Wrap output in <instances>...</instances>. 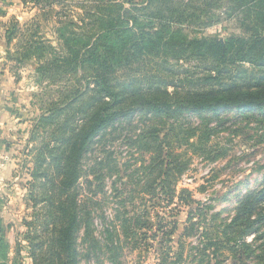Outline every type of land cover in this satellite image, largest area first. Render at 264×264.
<instances>
[{
	"label": "trees",
	"instance_id": "1",
	"mask_svg": "<svg viewBox=\"0 0 264 264\" xmlns=\"http://www.w3.org/2000/svg\"><path fill=\"white\" fill-rule=\"evenodd\" d=\"M81 7L85 30L76 32L70 20L61 28L64 49L54 52L55 69L72 73L78 84L72 96L61 104L51 102L40 118L41 127L48 125L49 139L38 148L31 172L42 190L34 195L36 204L44 203L38 219H43L42 234L29 237L33 264H81L93 258L102 263L103 246L111 264H123L120 258L128 247L149 248L150 234L144 229L153 226L150 207L176 201L188 211L175 244L180 220L154 210L162 264H226L230 257L229 264H264V182L242 197L231 216L222 217L185 196L187 189L177 194L175 184L188 162L173 142L178 137L204 151V143L222 129L240 136L253 123L264 124V0H92ZM225 19L235 22L239 32L225 39L190 34ZM32 53L29 49L16 60H30ZM134 122L140 132L128 141L150 153L142 166L146 173H126L124 188L115 187L119 205L109 220L101 208L111 196L100 202L84 197L80 183L84 178L89 191L96 186L94 193L105 195V168L111 175L116 169L111 154L91 169L96 184L84 160L109 130ZM228 122L234 128H225ZM258 137L264 142V132ZM139 194H149L147 201L141 196V210L133 204ZM97 217L102 246L95 236ZM193 237L199 244L190 247ZM186 244L191 251L184 257Z\"/></svg>",
	"mask_w": 264,
	"mask_h": 264
},
{
	"label": "rangeland",
	"instance_id": "2",
	"mask_svg": "<svg viewBox=\"0 0 264 264\" xmlns=\"http://www.w3.org/2000/svg\"><path fill=\"white\" fill-rule=\"evenodd\" d=\"M52 1L50 3L51 0H42L36 3L34 0H0V109L4 116L0 124V260L6 264H33L29 237L36 232L42 234L43 219H38L41 215L43 217L44 203L36 204L35 196H39L42 190L39 183L34 182L31 172L35 167L38 148L42 142L49 139L48 125L41 127L40 118L47 114L51 102L61 104L64 98L72 96L78 84L77 77L72 73L55 69L57 61L54 59V52L62 53L65 43L60 38L61 28L70 20L74 21L72 29L76 32L85 30V23L81 22L84 12L81 3L88 7L92 2ZM8 29H13V33L9 34ZM238 32L236 23L227 19L190 30L192 36L221 39ZM29 49L33 52L31 59L18 62L16 59L20 53ZM41 66L45 69H40ZM92 71L93 68L88 74ZM8 107L12 110H7ZM230 115H233V111ZM190 120L195 124V118ZM135 123H123L122 126L119 125L118 130H109L100 146L95 144L84 160V170L89 173V178L94 180L91 169L96 166L97 160L106 158L108 152L111 154L110 164L116 169L111 175L110 169L105 168L106 196L95 194L96 186L89 191L84 178L80 183V187L84 188V197L90 195L94 201L100 202L111 196L110 204L101 208L109 220L115 214L114 208L119 205L114 198L115 187L124 188L121 180L127 183L126 173L133 169L140 170L136 176L143 177L146 173L142 166L150 153L142 150L138 144L131 146L130 142H133L130 139V142L128 141L130 136L140 132V127ZM232 124L233 122H228L224 126L234 128ZM251 126V131L248 130L240 136L222 129L204 143V151H197L176 137V141H173L176 143L175 147L181 153L182 160L188 162L187 171L175 184L177 194L181 189H187L185 196L190 194L200 204L210 206L211 212H220L222 217L231 216L242 197L264 182V142L258 137L264 132V124L253 123ZM117 170L120 171L116 172ZM94 181L95 184L98 183ZM148 195L136 196L133 203L135 208L140 209L143 202L141 196L147 201ZM133 204L129 203V206ZM89 206L93 207L95 213L102 212L97 205ZM150 209L153 226L144 229L150 234L146 243L149 248L131 250L128 247L120 258L123 264H162V247L158 243L161 231L157 232L155 209L180 220V229L173 236V244L178 240L181 227L185 225L188 208L176 201V204L168 207L159 205ZM94 223L95 236L99 246H102L104 235L101 218L97 217ZM82 236L83 230L78 235L80 247ZM136 237L140 240L139 236ZM252 238L253 236H250L248 240ZM189 244L190 247L192 244H199L198 239L190 238ZM188 245L186 244L184 257L190 254ZM103 250L105 252L104 246ZM103 250L102 263L93 258L90 261L83 260L81 264H111L108 253ZM230 260L231 257L226 264H229Z\"/></svg>",
	"mask_w": 264,
	"mask_h": 264
},
{
	"label": "crops",
	"instance_id": "3",
	"mask_svg": "<svg viewBox=\"0 0 264 264\" xmlns=\"http://www.w3.org/2000/svg\"><path fill=\"white\" fill-rule=\"evenodd\" d=\"M11 108V107H10ZM3 111L0 109V124L2 123L3 120Z\"/></svg>",
	"mask_w": 264,
	"mask_h": 264
},
{
	"label": "water",
	"instance_id": "4",
	"mask_svg": "<svg viewBox=\"0 0 264 264\" xmlns=\"http://www.w3.org/2000/svg\"><path fill=\"white\" fill-rule=\"evenodd\" d=\"M7 110L11 111L12 109L10 107H8Z\"/></svg>",
	"mask_w": 264,
	"mask_h": 264
}]
</instances>
